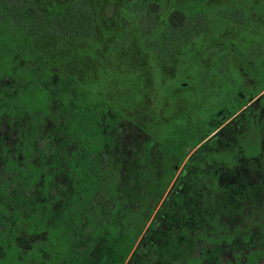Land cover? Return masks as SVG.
I'll use <instances>...</instances> for the list:
<instances>
[{"label": "trees", "instance_id": "16d2710c", "mask_svg": "<svg viewBox=\"0 0 264 264\" xmlns=\"http://www.w3.org/2000/svg\"><path fill=\"white\" fill-rule=\"evenodd\" d=\"M156 7L133 4L130 11L145 17ZM224 14L238 21L232 9ZM186 19L172 10L167 31H179ZM93 22L83 1L46 17L34 0H0V264H224V250L245 240L247 264H264V113L251 122L245 119L250 110L244 118L238 113L248 95L264 89V62L237 56V78L222 73L225 88L208 90L215 109L207 119L194 110L165 117L161 108L171 85L155 83L153 74L152 103L141 111L120 109L73 76L51 71L22 42L40 35L88 39ZM52 90L60 115L46 121L43 112L51 106L45 97L51 99ZM259 101L264 106V96ZM37 108L40 117L34 115ZM222 115L237 117L228 126L249 169L234 172L231 180L196 171L192 163L179 172L189 151L211 131L209 123ZM130 120L139 129L117 141L118 125ZM37 137L52 149L51 155L41 152L39 168L29 162ZM214 148L212 157L219 160ZM49 159L63 181L55 201L45 191L51 173L40 179ZM244 209L250 213L244 218L247 233L237 236L240 229L229 224Z\"/></svg>", "mask_w": 264, "mask_h": 264}, {"label": "rangeland", "instance_id": "374dc122", "mask_svg": "<svg viewBox=\"0 0 264 264\" xmlns=\"http://www.w3.org/2000/svg\"><path fill=\"white\" fill-rule=\"evenodd\" d=\"M34 1L46 17L59 15L73 1H83L92 10L94 22L88 39L38 35L22 42L31 44L51 71L73 76L120 109L148 107L141 101L154 95L153 74L155 83L171 85L161 108L165 117L194 110L207 119L215 109L208 90L225 88L219 83L222 73L237 78L236 57L264 62V0ZM148 3L157 7L145 17L130 11L133 4ZM174 9L187 17L175 33L167 31ZM226 9H232V18L238 21L227 19ZM220 174L217 179L225 177Z\"/></svg>", "mask_w": 264, "mask_h": 264}, {"label": "flooded vegetation", "instance_id": "af4514ba", "mask_svg": "<svg viewBox=\"0 0 264 264\" xmlns=\"http://www.w3.org/2000/svg\"><path fill=\"white\" fill-rule=\"evenodd\" d=\"M261 96H264V89L256 97L247 96L248 101L245 102L238 112L240 117L244 118L245 112L247 113L250 110V113H247L248 116L245 118L246 122H251V120L255 119L259 120L260 115L264 113V106L259 104ZM235 119H237L236 116L225 119V116L222 115L215 123H209V130L211 129V131L189 151L180 164L178 171H183L187 163H192L196 171L211 172L216 179L218 173H225L226 178L230 180L234 172L247 171L250 160L245 154V150L240 149L239 145H237L231 133V126H228ZM207 121L210 122V120ZM224 130L225 132H223ZM214 146L219 148L220 155L227 162L222 161L221 158L217 160L212 157L213 149H216ZM259 155L261 156L263 153L260 152Z\"/></svg>", "mask_w": 264, "mask_h": 264}, {"label": "snow or ice", "instance_id": "6c2138e0", "mask_svg": "<svg viewBox=\"0 0 264 264\" xmlns=\"http://www.w3.org/2000/svg\"><path fill=\"white\" fill-rule=\"evenodd\" d=\"M34 70H35V72L39 73V68H34ZM69 72H71V69H69ZM93 78H95L94 74H93ZM25 86H27V85H25ZM49 96L51 97V99H49L48 97H45V99H48V105L51 106L50 110L48 112H43V117L46 121L58 119L59 115H60L56 111L55 104H54V101L56 100V91L52 90L49 93ZM36 99H39V97H37ZM144 102H146L147 104H151L152 100L148 97H144V100H142L141 103H144ZM41 114H42V109H40V108L35 109L34 115H36L37 117H40ZM133 115L134 114L131 111L128 112L129 117H131ZM145 115H146V113H145ZM133 123H135V127H131V125ZM118 127L120 129V133H119V135H117L115 137V139L117 141H120V140H123V138L125 136H127L130 132L137 131L139 129V123L130 120L128 126L118 125ZM36 139L38 141V144L33 145L34 154L29 153V156L31 157L29 162L36 164V166L39 168L40 165H39L38 161H39L41 152L46 151L51 155L52 149H51L50 145L46 146V141L41 140L39 137H37ZM221 160L224 162H227L224 160L223 156H221ZM47 164H48V167L43 170V172L40 176V179L43 180L44 173H51V175L49 176V181L45 187V191L48 194V198H52L55 201V200L59 199V196H58V192L60 190L59 186H60V184L63 183V181L60 180L59 173L56 172L57 166L52 164L51 159L48 160ZM21 167H23V164L21 165ZM3 170H4L3 163L0 162V176H2ZM249 214H250L249 210L244 209L242 211L241 215L236 218L235 223L229 224L230 229L234 228V227L240 229V232L237 233V236L247 233V224H246L244 218L248 217ZM262 214H264V213H262ZM0 219H2V217H0ZM262 223H264V221H262ZM236 238L237 237L234 236L231 239H229L228 245L231 246L232 241ZM2 239H3V237L0 236V240H2ZM2 247H3V245L0 244V250H2ZM248 247H250V243L248 240H245L242 244H240L239 248L228 247L224 250V254L220 257V259H221V261L224 262V264H229V262H230V264H247L246 257L248 255V250H247ZM233 252H236L237 256L239 257V261H237V259L233 257V255H232ZM194 255L198 256L199 252L197 251L196 253H194ZM197 264H200V262L198 261Z\"/></svg>", "mask_w": 264, "mask_h": 264}]
</instances>
